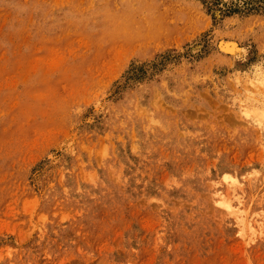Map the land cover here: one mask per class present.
Instances as JSON below:
<instances>
[{"label": "rangeland", "instance_id": "374dc122", "mask_svg": "<svg viewBox=\"0 0 264 264\" xmlns=\"http://www.w3.org/2000/svg\"><path fill=\"white\" fill-rule=\"evenodd\" d=\"M0 264H264V0H0Z\"/></svg>", "mask_w": 264, "mask_h": 264}, {"label": "bare ground", "instance_id": "6f19581e", "mask_svg": "<svg viewBox=\"0 0 264 264\" xmlns=\"http://www.w3.org/2000/svg\"><path fill=\"white\" fill-rule=\"evenodd\" d=\"M168 26V25H167ZM158 27V26H157ZM176 27V26H175ZM166 29V28H165ZM164 29V30H165ZM169 29V28H168ZM158 31H160V30H158ZM166 31V30H165ZM170 32V31H169ZM177 32V31H176ZM164 34V33H163ZM150 36V35H149ZM151 37V36H150ZM162 36H160L159 38H161ZM149 38V37H148ZM138 39V38H137ZM170 39V38H169ZM151 40V39H150ZM148 41V40H147ZM148 42H150V41H148ZM153 42V41H152ZM222 42V41H221ZM164 43V42H163ZM147 44V43H146ZM135 45V44H134ZM139 45V44H138ZM131 46V45H130ZM158 46V45H157ZM156 46V47H157ZM222 48L224 49V50H226V51H229V52H231V53H233V54H235V53H238V55H239V53L242 55L243 53H245L242 49H238L237 48V46L234 44V43H223L222 45ZM225 52V51H224ZM232 55V54H231ZM227 207H229L228 205H226Z\"/></svg>", "mask_w": 264, "mask_h": 264}]
</instances>
